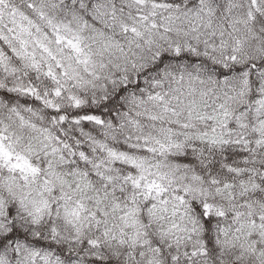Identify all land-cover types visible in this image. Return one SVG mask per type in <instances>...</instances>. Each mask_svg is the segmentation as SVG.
<instances>
[{
	"label": "snow or ice",
	"instance_id": "obj_1",
	"mask_svg": "<svg viewBox=\"0 0 264 264\" xmlns=\"http://www.w3.org/2000/svg\"><path fill=\"white\" fill-rule=\"evenodd\" d=\"M0 264H264V0H0Z\"/></svg>",
	"mask_w": 264,
	"mask_h": 264
}]
</instances>
